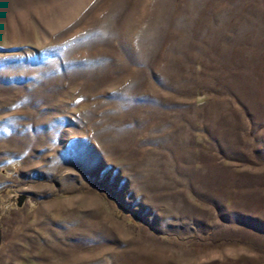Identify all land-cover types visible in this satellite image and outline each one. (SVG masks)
Here are the masks:
<instances>
[{"label": "rangeland", "instance_id": "374dc122", "mask_svg": "<svg viewBox=\"0 0 264 264\" xmlns=\"http://www.w3.org/2000/svg\"><path fill=\"white\" fill-rule=\"evenodd\" d=\"M0 264H264V0H0Z\"/></svg>", "mask_w": 264, "mask_h": 264}]
</instances>
